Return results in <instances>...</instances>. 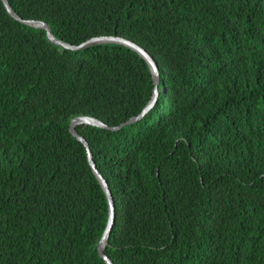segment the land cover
Here are the masks:
<instances>
[{
  "label": "trees",
  "instance_id": "16d2710c",
  "mask_svg": "<svg viewBox=\"0 0 264 264\" xmlns=\"http://www.w3.org/2000/svg\"><path fill=\"white\" fill-rule=\"evenodd\" d=\"M73 45L157 61L139 121L79 124L114 264H264V0H8ZM147 60L80 49L0 0V264H107L86 145L154 94Z\"/></svg>",
  "mask_w": 264,
  "mask_h": 264
},
{
  "label": "water",
  "instance_id": "95a60500",
  "mask_svg": "<svg viewBox=\"0 0 264 264\" xmlns=\"http://www.w3.org/2000/svg\"><path fill=\"white\" fill-rule=\"evenodd\" d=\"M3 3L6 7V9L8 10V12L15 17L16 19L36 26V27H42L44 29L47 30V35L48 38L58 44L63 46L64 48H70V49H80L83 48L85 46H88L90 44H95V43H101V42H116V43H121L124 45H127L133 49H135L136 51H138L140 54L143 55V57L147 60V62L149 63V66L151 68L152 74H153V79H154V84H155V88H154V94H153V98L151 99V101L149 102V104H147V106L143 109V111L136 116H133L132 118H130L127 122H124L118 126H109L107 123H105L103 120L91 116V115H80L77 116L75 118L72 119L71 124H70V131L72 132V134L74 136H76L79 140H81L87 147V151H88V155H89V161L91 163V166L95 172V174L97 175L98 179L100 180L107 198H108V203H109V218H108V222L104 231V234L99 242V253L100 255L106 260L107 264H114L113 261L109 258V256L105 253V249L106 246L109 242V236L113 227V224L115 222V214H116V206H115V201H114V197H113V193L110 189V185L108 183V181L106 180V178L101 174V172L97 169L96 163L93 159V153L91 151V148L89 146L88 141L86 140V138L84 136H82L76 126L79 124H83V123H87V124H93V125H98V126H102L105 128H111L112 130H116L119 129L121 127H123L126 124H130V123H134L136 121H139L141 118H143L146 113L154 106L158 95H159V88H158V84L160 82V73H159V68L157 65V61L156 59L145 49L143 48L141 45L137 44L136 42L121 37V36H115V35H108V36H98V37H94L80 45H73L70 43H67L59 38H57L52 30L51 27L49 26V24L45 21L42 20H25L23 19L19 14H17L13 8L11 7L10 3L8 0H3Z\"/></svg>",
  "mask_w": 264,
  "mask_h": 264
}]
</instances>
